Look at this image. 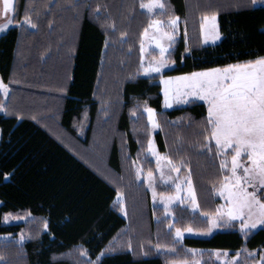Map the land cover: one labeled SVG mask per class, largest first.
<instances>
[{"label": "trees", "instance_id": "16d2710c", "mask_svg": "<svg viewBox=\"0 0 264 264\" xmlns=\"http://www.w3.org/2000/svg\"><path fill=\"white\" fill-rule=\"evenodd\" d=\"M142 1L14 0L13 25L0 34V78L9 88L0 113V235L27 238L0 241V264H168L187 249L203 250L201 264H220L208 250L264 248V227L175 239L174 228H208L202 214L216 208L220 171L201 147L206 105L163 110L158 77L141 75L140 56V33L170 17L179 18L178 37L163 74L264 56V3L162 0L164 9L150 14ZM213 12L221 37L203 44L201 18ZM26 15L36 28L17 23ZM146 106L157 112L158 150L187 165L181 172L191 175L198 211L175 205L166 215L137 179L133 161L155 167ZM9 213L25 222H6Z\"/></svg>", "mask_w": 264, "mask_h": 264}, {"label": "snow or ice", "instance_id": "6c2138e0", "mask_svg": "<svg viewBox=\"0 0 264 264\" xmlns=\"http://www.w3.org/2000/svg\"><path fill=\"white\" fill-rule=\"evenodd\" d=\"M0 4H2L0 15L5 18L4 22L0 23V31H2L13 23L10 14L14 12V0H0ZM140 7L151 14L153 9L162 10L165 5L162 0H148L147 3H141ZM178 20V17H170L167 21L152 19L140 33L141 69L145 74L160 73L168 63L165 53L174 42ZM203 20L207 25L201 24L202 35L207 26L210 34L205 35V39H217L219 32L215 30L216 13L213 12L211 16L205 14ZM17 23L30 25L32 28L37 27L27 15L22 22ZM165 24L167 30L164 29ZM150 29H155L150 40L159 48L160 56L158 59L154 58L145 67L143 41L149 36ZM121 35L123 36L124 33ZM165 40L167 43L163 42ZM161 83L165 85L162 91L166 106L181 100L186 102L200 100L207 106L203 128V139L206 143L201 147L219 159V186L214 185V187L224 199V203L217 206L215 213L207 217L209 221L207 231L210 232L214 227L230 226L233 221L239 222L240 231L244 234L255 229L258 224L264 225V56L176 77L161 76ZM0 94L5 97L9 94V88L2 79H0ZM0 111H8L3 100H0ZM143 111L147 114L149 128H159L155 110L145 107ZM133 115L135 116V113ZM147 153L156 159L155 171L160 173V180L170 182L175 187V191L170 195H160L165 212L172 214L171 209L175 202L178 201L183 205L189 198L192 201L191 207L198 208L190 173L183 178L179 175L181 169L187 167L183 159L177 163L170 156L160 154L150 134L147 139ZM135 163L133 161V166ZM165 169L168 173H176V175L166 174ZM135 171L137 179L143 176L144 183L152 189L155 200L154 172L149 170L144 173L140 167H136ZM117 198L123 211L124 203L122 193L119 191ZM10 217V213L5 214V220ZM44 227H47L46 222ZM184 231L192 232L193 229L186 228ZM175 237H182L180 228L176 229ZM23 239L24 236L21 234L20 240ZM195 251L197 250H192L193 253ZM254 253L256 250L248 252L247 257H252ZM240 254L238 250L229 260L226 258L228 256L226 250L223 252L216 250L211 253L217 260H221L222 264H238ZM81 255H87V252L82 250ZM88 264H97V262L89 261ZM183 264L189 262L185 261ZM190 264H201V261L193 260ZM253 264H264V251L259 252V259L253 260Z\"/></svg>", "mask_w": 264, "mask_h": 264}, {"label": "rangeland", "instance_id": "374dc122", "mask_svg": "<svg viewBox=\"0 0 264 264\" xmlns=\"http://www.w3.org/2000/svg\"><path fill=\"white\" fill-rule=\"evenodd\" d=\"M0 9H2V4H0ZM146 11H147V10H146ZM153 12H155V9H153ZM209 16H211V15H209ZM4 19H5V18H4ZM201 20H202L201 24H202V23H206V25H207V22H205V21L203 20V17L201 18ZM165 21H167V20H165ZM3 22H4V20H3ZM215 24H216V29H215V30L218 31V26H217V15H216V21H215ZM164 29L167 30V25H166V24L164 25ZM2 31H4V30H2ZM2 31H0V34L2 33ZM154 32H155V29H150V30H149V36H148L147 38H145L144 41H143V44H144V60H143V64H144L145 67H146V66L148 65V63H149L150 61H152L154 58H155V59H158L159 56H160L159 48H157L156 44L153 43V42H151V40H150V37H151V35H152ZM218 32H219V31H218ZM209 34H210V33L208 32V27L206 26V28H205V30H204V34L202 35V32H201V25H200V37H201V41H202L203 44H212V43H216V42L219 41V39H220V37H221L220 34H219L218 38L215 39V40H212V39H205V35H209ZM177 37H178V26H177V30H176V35H175L174 41L177 39ZM163 42H164V43H167L166 40L163 41ZM173 43H174V42H173ZM173 43L171 44V46H170V48L168 49V51L165 53V57H166V59L168 60V63L165 65L164 68L161 69V72H160V73H148V74H145V73L142 71V69H141V75H144V76H157V77H158V81H159V84H160V87H161V95H162L161 107H162L163 110L171 109V108H173V107L180 106V105H183L184 103H186V101L181 100V101H178V102H173V103L171 104V106H166V105L164 104V94H163L162 89L165 87V85L161 83V76L167 78V77H176V76H181V75H183V74H163V71L168 70V69H171L172 66H173V63L168 59V52L170 51L171 47L173 46ZM140 56H141V50H140ZM213 68H214V67H213ZM208 69H209V68H208ZM201 70H203V69H201ZM201 70H196V71H201ZM184 74H185V73H184ZM0 79H1V78H0ZM4 84H5V83H4ZM1 95H2V97H3V100L5 101L6 97H5L3 94H1ZM198 101H200V100H198ZM202 102H203V101H202ZM146 107H150V106H146ZM206 107H207V106H206ZM150 108H152V107H150ZM152 109H154V108H152ZM154 110H155V109H154ZM0 113H3V111H0ZM145 114H146V113H145ZM155 114H156V120H157V112H156V110H155ZM146 116H147V114H146ZM157 130H158V128H150V135H151V137H152V139H153V141H154V146H155L156 150H157L160 154L167 155L166 153L160 152V151L158 150V148H157V145H156V143H155V139H154V136H153L154 132H156ZM213 145H214V142H213ZM213 149H214V148H213ZM148 154H149V153H148ZM212 155H213V154H212ZM149 156H150V158L155 162L154 170H152V171L154 172V175H155V184H154L155 192H156V199H155V200L153 199V191H152V189L149 187L148 184H146V183H144V184H145L146 189H147L148 192H149V196H150L151 204H152V206H159V207L163 208V212H164L166 215L172 217V214H168V213L165 212V209H164V206H163V201L160 199V195H161V194H163L164 196H168V195H170L171 193H173V192L175 191V187H174V185H172L170 182H164V181H161V180H160V173L157 172V171H155L156 166H157V165H156V159H155V157L151 156V154H149ZM213 157L215 158V161H217L218 166H219V159L216 158L214 155H213ZM136 167H140V168H141V166L139 165L138 162H136V163H135V166H133L134 170H135ZM142 171H143V170H142ZM143 172H144V173H147L146 171H143ZM165 172H166V174H171L172 176H175V175H176V173H168V170H167V169H165ZM135 173H136V171H135ZM225 174H226V173H225ZM179 175H180L181 178L188 176L187 173H182L181 171H180ZM136 176H137V175H136ZM138 180L144 182L143 176H141ZM157 186L160 187L159 190H158ZM186 186H187V185L185 184V187H186ZM218 186H219V181H218L216 187H218ZM193 190H194V193H195V196H196V192H195L194 185H193ZM213 198L216 200V206H215L216 208H217V206L222 205V204L224 203V199H223L222 197H220L219 192L216 191V188H214V191H213ZM116 199L118 200L117 197H116ZM196 202H197V204H199V203H198V200H197V196H196ZM191 203H192L191 198H189V199L185 202V204H183L182 206H186V207L189 208L191 211H198V210H199V205H198V208H192V207H191ZM175 205H181V204L177 201V202L174 203V206H175ZM174 206H173V207H174ZM173 207H172V208H173ZM216 208H215V210H214L213 212H211V213L202 214V216H203L204 218H206V220H207L208 227H209V221H208V218H207V217H208L209 215L215 213ZM171 211H172V209H171ZM171 213H172V212H171ZM5 221H6V222H25V218H24V217H20L19 219H17L16 217H14V216L11 215V217H10L8 220H5ZM230 227H237V229L240 230V228H239V222H237V221H233L232 224H231L230 226L214 227V228H212V230H211L210 232L207 231L208 228H207L206 230H203V231H195V230H193L192 232H187V231L182 230V237L185 236V235H194V236H199V237H210V236H211L212 234H214L215 232L220 231V230H226V229H228V228H230ZM260 227H264V225H260V224H258V225L256 226L255 229L260 228ZM176 229H177V228H174V230H173V231H174V232H173V233H174V237H175V231H176ZM255 229H251V230H255ZM251 230H250V231H251ZM21 234H23V236H24V239H23V240H20V236H21ZM182 237H180V238H176V237H175V239L180 240ZM26 238H27V236H26V234H25L24 232H22V233H18L17 235H11V234L0 235V241H15V242H18V243H22ZM192 250H197V251H195V253H193ZM216 250H220V251H222V252L225 251V250H222V249H212V250H208V251H207V252H208V257L212 258L213 261H217V262H219L220 264H222V261H221V260H217L215 256H212V255H211V253L214 252V251H216ZM226 251L228 252V256H227L226 258L230 260L231 257H232L233 255H235V254L237 253L238 250L235 251V252H231V251H229V250H226ZM260 251H264V248L256 249V253H254V255H253L252 257H247V253H248V252H253V250H247V251H245L244 249H241V250H240V253H241V254H240V256L238 257V262L241 261V264H253V260H258V259H259V252H260ZM202 252H203V250H200V249H187V251H186L185 254H186L188 257L180 258V259H178V260H176V261H170V262H168V264H183V262H185V261L189 262V264H190V262L193 261V260H200L201 263H202L203 260H204L205 257H206L205 254L202 253Z\"/></svg>", "mask_w": 264, "mask_h": 264}, {"label": "crops", "instance_id": "0c3cea01", "mask_svg": "<svg viewBox=\"0 0 264 264\" xmlns=\"http://www.w3.org/2000/svg\"><path fill=\"white\" fill-rule=\"evenodd\" d=\"M147 2H148V0H143L141 3H147ZM263 3H264V0H255V2H254L255 5L263 4ZM143 10L146 11V9H143ZM158 10H161V9L156 8V9H155V12L158 11ZM146 12H148V11H146ZM153 13H154V12H153ZM153 13H151V14H153ZM12 14H13V13H11L10 15L12 16ZM3 20H4V16H3V15H0V23H2ZM12 25H13V23L10 24L6 29H8V28H9L10 26H12ZM6 29H4V31H5ZM4 31H2V33H3ZM2 33H1V34H2Z\"/></svg>", "mask_w": 264, "mask_h": 264}]
</instances>
